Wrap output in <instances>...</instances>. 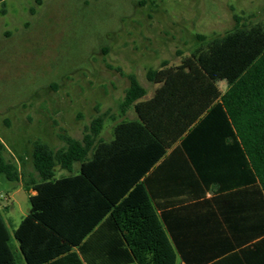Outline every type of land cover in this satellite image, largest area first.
Segmentation results:
<instances>
[{
    "label": "trees",
    "instance_id": "1",
    "mask_svg": "<svg viewBox=\"0 0 264 264\" xmlns=\"http://www.w3.org/2000/svg\"><path fill=\"white\" fill-rule=\"evenodd\" d=\"M233 18L239 24L240 18ZM223 44L205 59L177 51L176 65L165 61L147 71L145 79L154 86L148 98L129 75L118 104L123 120L112 126L111 140L100 137L110 116L104 112L84 128L81 140L62 134L63 146L55 150L34 142L30 167L37 179L29 177L24 185L36 194L29 196V212L13 233L18 257L0 210V264H19L21 257L26 264H95L104 254L103 237L111 243L107 256L118 264H175L141 180L215 105L233 128L264 194V49L255 52L247 41ZM206 66L228 76L224 92ZM128 112L132 119L124 118ZM5 151L0 141V177L24 180L25 172L6 160ZM75 164L77 175L55 177L56 166L70 171Z\"/></svg>",
    "mask_w": 264,
    "mask_h": 264
},
{
    "label": "rangeland",
    "instance_id": "2",
    "mask_svg": "<svg viewBox=\"0 0 264 264\" xmlns=\"http://www.w3.org/2000/svg\"><path fill=\"white\" fill-rule=\"evenodd\" d=\"M39 1L0 2V141L25 171L34 142L81 140L98 114H110L100 137L112 135L129 75L148 98L146 72L176 65L177 51L209 56L226 40L264 49V0ZM22 185L0 177V209L12 205L15 227L29 210Z\"/></svg>",
    "mask_w": 264,
    "mask_h": 264
},
{
    "label": "crops",
    "instance_id": "3",
    "mask_svg": "<svg viewBox=\"0 0 264 264\" xmlns=\"http://www.w3.org/2000/svg\"><path fill=\"white\" fill-rule=\"evenodd\" d=\"M207 67L218 88L227 85L228 76ZM127 115L133 118L129 112ZM111 139L112 135L106 134L103 140ZM17 168L25 172L26 180L18 182H23L21 188L28 198L35 195L24 182L29 177L37 179L36 174L30 168ZM70 171L56 166L55 177L77 175L79 164ZM141 183L174 252L175 264H264V194L218 105L165 153ZM10 209L12 205H5L0 210L18 257L13 233L29 210L15 227ZM99 246L104 254L95 264H118L117 258L107 256L111 243L106 237ZM19 264H26L22 257Z\"/></svg>",
    "mask_w": 264,
    "mask_h": 264
}]
</instances>
